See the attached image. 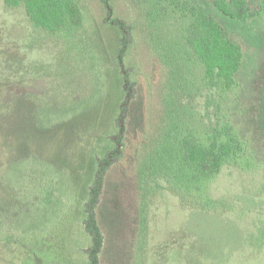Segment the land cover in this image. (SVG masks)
Instances as JSON below:
<instances>
[{"label": "rangeland", "instance_id": "1", "mask_svg": "<svg viewBox=\"0 0 264 264\" xmlns=\"http://www.w3.org/2000/svg\"><path fill=\"white\" fill-rule=\"evenodd\" d=\"M76 1L84 27L51 34L0 0V264H89L82 231L108 154L134 159L122 178L108 171L101 264H264V17L241 22L213 0H179L243 48L223 91L185 43L189 13L167 0ZM222 122L245 152L200 189L150 168L166 139H204Z\"/></svg>", "mask_w": 264, "mask_h": 264}, {"label": "trees", "instance_id": "2", "mask_svg": "<svg viewBox=\"0 0 264 264\" xmlns=\"http://www.w3.org/2000/svg\"><path fill=\"white\" fill-rule=\"evenodd\" d=\"M167 1L183 14V17L186 18L188 13L191 15V23L184 31V39L197 62L201 64L205 80L211 85L219 86L223 91L232 89L235 86V77L243 64L242 46L227 36L213 16L198 10L195 6H190L188 1ZM4 2L8 7L24 6L33 26L51 34L75 31L85 25L83 11L76 0H4ZM212 4L224 16L233 20L250 22L264 17V0L252 4L249 0H213ZM125 47L122 48L119 57L122 65ZM126 115L127 108L124 107L119 114V118L123 119L124 123ZM160 124L164 123L160 122ZM125 132L126 127L122 124L118 138L130 146L129 154H134L133 140H129ZM167 136H170L169 133ZM174 138L172 142L166 139L161 150L157 151L152 159L150 168L154 172L166 173L177 184H184L189 188L200 189L202 184L215 177L227 162L239 159L245 152L244 142L229 122L219 124L204 139L197 138L192 133L176 135ZM115 157L111 158L108 154L102 161L91 193V202L87 207V220L81 240L86 239V242H91L89 264H101L100 258L104 252V235L100 230L97 207L105 193L106 181L108 178L112 180V175L108 171L111 170L115 177L122 178L120 173L122 167L127 168L132 164L129 161L133 162L134 159L128 156L124 159V163L121 162L122 160L115 163L117 158ZM36 185L40 202L43 205L48 204L47 201L52 193L49 194L44 189L39 191V183ZM1 259L2 262L5 257Z\"/></svg>", "mask_w": 264, "mask_h": 264}]
</instances>
